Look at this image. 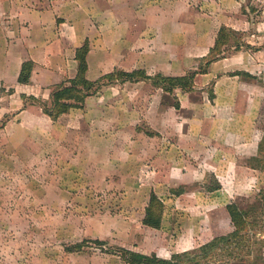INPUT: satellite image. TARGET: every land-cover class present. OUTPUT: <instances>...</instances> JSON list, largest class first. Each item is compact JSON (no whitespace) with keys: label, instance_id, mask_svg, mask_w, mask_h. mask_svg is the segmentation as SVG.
Masks as SVG:
<instances>
[{"label":"crops","instance_id":"0c3cea01","mask_svg":"<svg viewBox=\"0 0 264 264\" xmlns=\"http://www.w3.org/2000/svg\"><path fill=\"white\" fill-rule=\"evenodd\" d=\"M222 26L236 32L235 41L206 65ZM86 40L89 80L134 69L149 78L104 81L83 107L52 119L23 95L50 100L55 84L76 75V49ZM29 60L30 80L20 83ZM192 71L191 90L165 92L151 78ZM0 87L14 88L0 121L15 114L3 138L12 144L15 175L28 182L24 192L13 186L20 208L0 214V264H106L118 257L66 251L68 241L57 255L47 248L39 257L22 239H36L39 222L47 239L54 222L65 224V233L72 224L73 236L61 229L56 236L111 240L170 258L230 232L227 205L259 184L249 158L263 136L264 0H0ZM216 181L217 190L200 187ZM181 187L162 200L161 228L141 223L151 192ZM103 192L125 207L84 211L106 208ZM12 223L29 226L24 233Z\"/></svg>","mask_w":264,"mask_h":264},{"label":"trees","instance_id":"16d2710c","mask_svg":"<svg viewBox=\"0 0 264 264\" xmlns=\"http://www.w3.org/2000/svg\"><path fill=\"white\" fill-rule=\"evenodd\" d=\"M235 36L234 30L222 26L218 31L215 45L203 58L204 63L209 65L219 59L222 56L223 47L232 44ZM89 48V42L86 40L76 49V75L55 84L50 100H43L33 95H23V97L40 104L43 111L56 120L73 108L83 107L86 98L98 91L105 83L104 81H136L149 78L144 70L134 69L132 71L115 70L96 81H91L87 78ZM33 67L34 63L30 60L22 64L19 74L20 83L29 82ZM194 76L195 72L192 71L181 76L158 73L151 78L156 87L162 88L165 92H173L175 88L191 90L194 87ZM7 91L11 94L14 88L10 87ZM210 95L214 96L212 91ZM174 105L180 107L178 101H175ZM249 165L255 169L264 170V134L259 142L257 155L249 158ZM210 177L213 176L210 175ZM200 187L206 191H214L219 189L221 184L216 181ZM184 191V187L172 189V192L177 195ZM227 211L233 225L232 231L216 234L209 242L194 249L174 253L170 258L159 257L155 253L146 254L125 247H116L115 252L128 264H264V187H261L254 195H239L227 205ZM164 213L163 201L155 192H151L144 217L141 220L142 224L152 228H161ZM89 241H93L99 247L106 243L100 239L84 238L80 242L65 245V250L82 251Z\"/></svg>","mask_w":264,"mask_h":264},{"label":"rangeland","instance_id":"374dc122","mask_svg":"<svg viewBox=\"0 0 264 264\" xmlns=\"http://www.w3.org/2000/svg\"><path fill=\"white\" fill-rule=\"evenodd\" d=\"M227 46H229V44L223 47V51L227 48ZM222 55H223V53H222ZM8 89L9 88H6V87H0V107L2 106V104H3L4 107L6 106L5 103L7 102V98H9V96H10L8 91H7ZM26 101L27 102H34L31 99H28ZM35 103L38 104L37 102H35ZM38 105H40V104H38ZM12 113L13 112L8 113L9 115H7L4 120L0 121V214H3V213L14 214V210L17 209V208H20L19 207V200L18 199L15 200V197L17 196V190L13 186H19L20 189L22 190L23 189L22 186H25V184L28 183V182L23 183V181L21 182L20 179H19V176L15 175V169H16L15 165H14L15 159L12 156H10V155H12V144L4 143V138L3 137L4 136H8V133L11 134L12 133V129L10 131H7L5 128H4V130H2V129H3V126L5 125V123H6V121L8 119L9 120H14V118H15L14 115L15 114H12ZM261 125H262V128H263V134H264V118H262V120H261ZM257 170L259 171L258 172V174H259L258 175L259 176V184H258V186H252L251 187L252 190H251V188L250 189L247 188L248 192L244 193L243 195H247V196L254 195L257 191H259V189L261 187H264V170H261V169H257ZM7 171H9V173H7ZM26 186H25V188H27ZM22 191L24 192V190H22ZM153 192H155V191H153ZM171 193H172V191L168 192L167 194H165L163 196H162V194L161 195L158 194V193H156V194L158 195V197L160 199H161V197H163L165 199L166 197H169V195ZM103 194H104V204H107L106 208H105V206L98 207V208L87 207L86 209H84V211H86V212H90V211L91 212L92 211L97 212V211H101V210H104V209H108L109 210V208L110 209L112 208L111 211L114 212V213H117L120 210H122L123 207H125L123 205V203H120L119 200L116 201L117 203L116 202L114 203L115 205H112V203L114 201L113 200L111 201L109 195H106L105 192H103ZM70 196H72V195L70 194ZM120 197H122V195ZM236 197H238V196H236ZM99 199H101V198L97 196V200L98 201H99ZM234 199H232V201ZM14 200H15V203H14ZM36 208L37 209L36 210L34 209V210L38 211L37 214H39V216L41 214L45 215V213H46L45 209L40 208V206H37ZM60 210L61 209H59V207H57L56 209L53 210V211H55V213L53 212V214L57 215L60 212ZM101 212H104V211H101ZM142 218L143 217H141L140 221L142 220ZM64 225L65 224H60L58 222H54L53 223L54 238L51 239L50 237H48V239H47L46 235L44 234V232H42V230H44V229H42L40 227V222H39V223H37L35 225V228H36V230L38 232L37 238L36 239L35 238L32 239L31 237L22 236V239H26L28 241H31L30 242L31 243V248H34L35 251H36V249L38 250L39 253H37V255L39 257H43V255L45 254L46 250L48 251L49 248H52V250H50V253H52L54 255H57L59 253V245H60V243H65V242L68 241L69 242L68 244H73L72 242L77 241V240H71V241L65 240L69 236H73L74 235V229H70L71 227H73V225L72 224H68L69 227H70L69 228V232L65 233L64 230H63V226ZM28 226H29L28 223H12L10 225L11 228H13V227H17V228L21 227V229H22V231L24 233H26L25 230L28 229L27 228ZM225 228L227 230H230V231L233 230V225L231 224V221H227L226 222V227ZM58 229L59 230L61 229L62 232H64L63 233L64 236H66V237L68 235L69 236L67 238L66 237H60V236L57 237L56 234H57V230ZM84 238L90 239L91 237L87 236V237H84ZM95 239L96 238H93L91 240H95ZM102 240L106 241V243L104 245H102V247L97 246L95 243H93V241H89L87 243V245L83 248V250L86 252V256L87 257H91V255H92V254H90L91 252H95V253H98V254H103V253L108 254V252H110V253L116 254L118 257H116V259H115V257L112 256V258L107 259V263L108 264H116V263L117 264H121L122 262L126 263L120 257V255L117 252H115V248L116 247H125V246H123L120 243H115L114 241H111V240H105V239H102ZM74 243H76V242H74ZM125 248H128V247H125ZM195 248H197V247H195ZM128 249H130V248H128ZM44 262H45V258H44ZM94 262L98 263L99 261L98 260H94ZM102 262H104V261H102Z\"/></svg>","mask_w":264,"mask_h":264},{"label":"built area","instance_id":"2783aa9c","mask_svg":"<svg viewBox=\"0 0 264 264\" xmlns=\"http://www.w3.org/2000/svg\"><path fill=\"white\" fill-rule=\"evenodd\" d=\"M161 200H164V198H163V197H161Z\"/></svg>","mask_w":264,"mask_h":264}]
</instances>
